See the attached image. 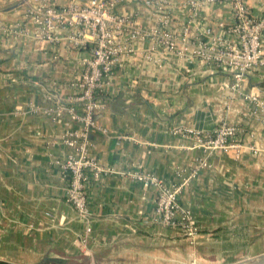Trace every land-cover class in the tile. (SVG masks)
<instances>
[{
    "label": "crops",
    "instance_id": "obj_1",
    "mask_svg": "<svg viewBox=\"0 0 264 264\" xmlns=\"http://www.w3.org/2000/svg\"><path fill=\"white\" fill-rule=\"evenodd\" d=\"M64 6L70 0H48ZM85 1V0H83ZM256 17L264 0H245ZM34 0H0V260L16 264H231L264 253V111H251L246 95L264 100V66L249 72L240 89L234 72L203 60L167 57L161 64L124 56L100 97L95 114L107 133H91L92 155L114 171L87 186L92 231L66 198L68 179L59 160L70 96L88 48L75 49L61 32L42 41L25 11ZM171 28L180 35L236 37L228 1L199 9L171 0ZM142 25L159 14L142 1L117 5ZM209 41H213L211 37ZM148 45V42H146ZM190 66V68H189ZM242 128L237 150L208 156L196 132L221 123ZM182 129V130H181ZM188 129L192 131H188ZM249 146L262 151L254 154ZM206 160L195 176L196 166ZM152 172L168 183L188 179L179 202L190 214L183 226L156 220L157 190L134 179Z\"/></svg>",
    "mask_w": 264,
    "mask_h": 264
},
{
    "label": "built area",
    "instance_id": "obj_2",
    "mask_svg": "<svg viewBox=\"0 0 264 264\" xmlns=\"http://www.w3.org/2000/svg\"><path fill=\"white\" fill-rule=\"evenodd\" d=\"M126 1L130 0H70L64 6H55L48 0H34L25 11L26 18L35 26L38 39L58 43L62 40L60 33L64 32L70 47L88 48L90 51V56L82 61L79 80L73 84L76 91L70 96L72 104L59 106L55 110L57 115L53 117L56 120L65 109L71 120L77 123L76 126L70 122L66 124L63 142L69 153L58 163L69 177L68 202L88 222L85 241L92 231L88 183L91 178L101 180L114 171L91 153V133L94 130L107 133L97 124L95 114L104 108L100 97L110 84V77L122 65L124 56H141L155 64H161L167 57L203 60L210 66L233 71L236 82L232 87L238 90L250 71L264 66V15H253L245 0H184L196 9L228 1L232 8L231 22L228 25L222 21L219 26L221 29L229 28L228 31L236 37L234 40L213 35L211 30H207L205 35L192 36L190 29L186 28L180 35L175 34L171 28V0H133L142 1L159 14L156 24L142 25L135 14L115 11L118 4ZM209 37L213 41H209ZM245 98L251 104V111H264V100L257 95L249 94ZM242 130L237 125L223 122L211 132L196 134L208 156L217 150L227 152L236 149L237 157H240ZM249 148L254 154L262 153L255 146ZM205 165L206 160L200 162L191 176H195ZM132 177L145 187L157 190L156 220L166 226H183L191 235L196 233V229L189 225V212L179 202L188 179L171 184L148 171L134 172Z\"/></svg>",
    "mask_w": 264,
    "mask_h": 264
},
{
    "label": "water",
    "instance_id": "obj_3",
    "mask_svg": "<svg viewBox=\"0 0 264 264\" xmlns=\"http://www.w3.org/2000/svg\"><path fill=\"white\" fill-rule=\"evenodd\" d=\"M261 260H264V253L260 254L259 256H256V257L240 260V261H237V262L231 263V264H243L246 262H256V261H261Z\"/></svg>",
    "mask_w": 264,
    "mask_h": 264
},
{
    "label": "bare ground",
    "instance_id": "obj_4",
    "mask_svg": "<svg viewBox=\"0 0 264 264\" xmlns=\"http://www.w3.org/2000/svg\"><path fill=\"white\" fill-rule=\"evenodd\" d=\"M243 264H264V260L256 261V262H246V263H243Z\"/></svg>",
    "mask_w": 264,
    "mask_h": 264
},
{
    "label": "trees",
    "instance_id": "obj_5",
    "mask_svg": "<svg viewBox=\"0 0 264 264\" xmlns=\"http://www.w3.org/2000/svg\"><path fill=\"white\" fill-rule=\"evenodd\" d=\"M0 264H16V263L0 260Z\"/></svg>",
    "mask_w": 264,
    "mask_h": 264
},
{
    "label": "rangeland",
    "instance_id": "obj_6",
    "mask_svg": "<svg viewBox=\"0 0 264 264\" xmlns=\"http://www.w3.org/2000/svg\"><path fill=\"white\" fill-rule=\"evenodd\" d=\"M235 263V262H234Z\"/></svg>",
    "mask_w": 264,
    "mask_h": 264
}]
</instances>
